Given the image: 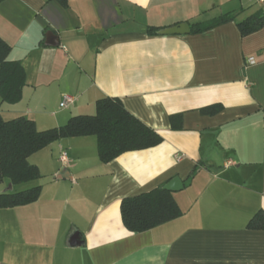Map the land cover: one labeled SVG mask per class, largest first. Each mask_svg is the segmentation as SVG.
I'll return each mask as SVG.
<instances>
[{"label": "crops", "instance_id": "0c3cea01", "mask_svg": "<svg viewBox=\"0 0 264 264\" xmlns=\"http://www.w3.org/2000/svg\"><path fill=\"white\" fill-rule=\"evenodd\" d=\"M258 11L264 0H1L0 38L24 71L20 98L0 99L3 119L42 131L116 97L162 140L106 163L94 135L29 155L40 176L21 190L40 194L0 207V264H264V229L247 228L264 212V24L237 27ZM165 186L181 214L127 230L121 200Z\"/></svg>", "mask_w": 264, "mask_h": 264}, {"label": "trees", "instance_id": "16d2710c", "mask_svg": "<svg viewBox=\"0 0 264 264\" xmlns=\"http://www.w3.org/2000/svg\"><path fill=\"white\" fill-rule=\"evenodd\" d=\"M58 1L65 4V0ZM231 19L232 15L224 14L193 23L189 31L201 32ZM263 24L264 11H258L237 23V27L242 35H246ZM147 31L153 34L157 28L148 27ZM9 50V45L0 38V99L13 103L20 98L24 71L19 62L7 58ZM86 135L96 137L98 157L103 163L127 151L156 146L162 140L158 133L130 114L116 97L97 100L93 115L71 116L65 124L42 131L37 130L34 122L25 117L5 120L0 116V184L8 181L14 186L38 178L37 167L27 160L29 155L60 138ZM39 194V185L15 192H2L0 207L30 203ZM180 214L170 191L163 187L125 197L120 202L122 223L131 232L150 229ZM247 228L264 229V212H256L248 221Z\"/></svg>", "mask_w": 264, "mask_h": 264}, {"label": "water", "instance_id": "95a60500", "mask_svg": "<svg viewBox=\"0 0 264 264\" xmlns=\"http://www.w3.org/2000/svg\"><path fill=\"white\" fill-rule=\"evenodd\" d=\"M186 32H189V27L186 23H181L177 26H174V27H170V28H167L163 31H161V33L163 34H181V33H186ZM65 177V173L62 172L61 174H59L57 176V178H63ZM163 188H167L166 186L163 187ZM8 189H11V184L9 185ZM81 242V239L79 240V236L76 232H74L70 237H69V243L71 245H74V244H79Z\"/></svg>", "mask_w": 264, "mask_h": 264}, {"label": "built area", "instance_id": "2783aa9c", "mask_svg": "<svg viewBox=\"0 0 264 264\" xmlns=\"http://www.w3.org/2000/svg\"><path fill=\"white\" fill-rule=\"evenodd\" d=\"M247 60L249 63L254 62V59L252 57L248 58ZM70 100H71V98L69 95H66V94L63 95L62 100L59 103V107H64L66 105V103ZM66 159H67V153L64 151L60 155V160L64 162V161H66Z\"/></svg>", "mask_w": 264, "mask_h": 264}, {"label": "rangeland", "instance_id": "374dc122", "mask_svg": "<svg viewBox=\"0 0 264 264\" xmlns=\"http://www.w3.org/2000/svg\"><path fill=\"white\" fill-rule=\"evenodd\" d=\"M24 186H25V183H21V184L14 185L12 191H18V190H21L22 187H24ZM4 188H7V185H4V186H3V189H4Z\"/></svg>", "mask_w": 264, "mask_h": 264}]
</instances>
